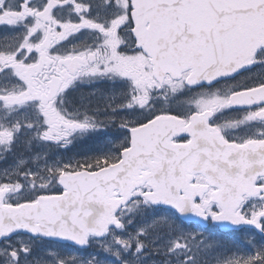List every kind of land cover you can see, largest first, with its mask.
Segmentation results:
<instances>
[{"label": "snow or ice", "instance_id": "snow-or-ice-1", "mask_svg": "<svg viewBox=\"0 0 264 264\" xmlns=\"http://www.w3.org/2000/svg\"><path fill=\"white\" fill-rule=\"evenodd\" d=\"M0 264H264V0H0Z\"/></svg>", "mask_w": 264, "mask_h": 264}]
</instances>
